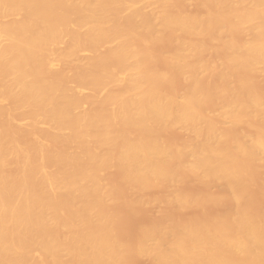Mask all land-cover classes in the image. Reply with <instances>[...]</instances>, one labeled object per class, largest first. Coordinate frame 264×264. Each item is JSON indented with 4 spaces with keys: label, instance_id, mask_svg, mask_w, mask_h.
I'll list each match as a JSON object with an SVG mask.
<instances>
[{
    "label": "bare ground",
    "instance_id": "bare-ground-1",
    "mask_svg": "<svg viewBox=\"0 0 264 264\" xmlns=\"http://www.w3.org/2000/svg\"><path fill=\"white\" fill-rule=\"evenodd\" d=\"M201 1L209 10L200 15L173 11L174 0H0V264H127L106 208L119 201L108 170L141 195L181 182V168L223 183L235 207L185 224L159 212L164 222L139 227L133 254L152 264H264V212L243 193L248 166L264 162V95L247 85L251 72L264 75V0ZM234 31L249 39L237 43ZM171 36L159 70L155 51ZM209 50L217 64L200 60ZM168 72L185 82L180 98L164 93L171 83L160 89ZM212 99L222 100L215 114L205 111ZM179 127L190 134L180 146L157 136ZM166 189L158 203L177 210L222 197Z\"/></svg>",
    "mask_w": 264,
    "mask_h": 264
},
{
    "label": "rangeland",
    "instance_id": "rangeland-1",
    "mask_svg": "<svg viewBox=\"0 0 264 264\" xmlns=\"http://www.w3.org/2000/svg\"><path fill=\"white\" fill-rule=\"evenodd\" d=\"M175 2H174V4L172 5V7H173V11L175 10V12H181L182 14L183 13H193V12H197L198 14H200L201 15V13L203 12V10L206 8V10H207V12H208V10H209V8L206 6V5H204L203 4V2L201 1V3H199V0H197V2H196V0H174ZM183 1V2H182ZM177 3V4H176ZM178 3H179V5H178ZM180 4H182V5H180ZM184 4V5H183ZM201 4L203 5V6H201ZM150 5H151V7L153 6V8L156 6L155 5V3H153L152 4V2L150 3ZM198 5H199V7H198ZM205 6V7H204ZM201 7H203L202 9H200ZM192 10V11H191ZM202 11V12H201ZM206 12V11H205ZM204 14H206V13H204ZM237 32H238V34H237ZM233 35H232V34ZM230 33V35L229 36H231V39L233 40L234 38H236L237 39V43H242V42H245V39H246V37H244L245 36V34H244V32H240V31H234V33L233 32H231ZM235 34V35H234ZM242 34V35H241ZM236 36V37H235ZM249 36V35H248ZM243 37H244V39H243ZM173 38L174 37H172L171 36V38H167V39H165L162 43H160L159 44V46H158V48H157V50L158 51H155V55L157 54L158 55V57L160 58V59H162V62L160 61L159 62V58L156 56V58H158V59H156V61H155V66L157 65L158 66V69L160 70V69H166V66H165V64H166V62H163L165 59H163V56L165 57V55L170 51L169 50V48L170 49H173V47H174V45H173V47L171 46V44L173 43L174 44V40H173ZM168 39H171L172 41L171 42H169V41H166V40H168ZM189 39H190V41H192V42H194L193 40V38H188V37H186V41H187V43H192V42H190L189 41ZM236 39H234V41L236 40ZM249 39V37H247V39L246 40H248ZM197 40V39H196ZM205 40V39H204ZM241 40H244V41H241ZM166 41V42H165ZM208 41V40H207ZM204 43L206 42V41H203ZM209 42H211V41H209ZM208 43V42H207ZM207 43H205L206 45H207ZM212 43V42H211ZM170 44V45H169ZM210 43H208V45H209ZM215 43H212L211 45H209V48H210V46H211V48H213L214 49V47L216 46V44H215V46L213 47V45H214ZM163 45V46H162ZM170 46V47H169ZM218 46H219V44L215 47V53L217 54V51L219 52V48H218ZM160 47V48H159ZM168 47V48H167ZM207 48H208V46H207ZM210 48V49H211ZM216 48H217V51H216ZM169 50V51H167V50ZM208 50V49H207ZM206 50V51H207ZM213 50V51H214ZM221 50H223V49H221ZM220 50V54L221 55H223V56H221V59L222 58H224V55H225V52L223 51V53H221L222 51ZM160 51L162 52V55L164 54V52L165 51H167V53H165V55H163V56H161V54H160ZM210 51V50H209ZM206 52V54H204V55H201V56H203V58L200 56L199 58H200V60H202L203 59V61H205L206 63H213V64H217V61H219V57H217V55H214L213 56V54H215L214 52ZM157 52V53H156ZM205 52V51H204ZM83 54H84V51L82 52ZM81 53V54H82ZM212 53V54H211ZM220 54L218 53V55L220 56ZM214 58V59H213ZM216 59V60H215ZM157 60H158V62H157ZM212 61V62H211ZM221 61V60H220ZM157 63V64H156ZM208 63V64H209ZM156 66V67H157ZM164 66V67H163ZM165 71V70H164ZM169 73H171V72H168V73H166V74H169ZM246 73V75L247 74H253V75H251V77H249V79H247L248 81L251 79V82L249 81V83L247 84V85H251V88H250V90L252 89V91H253V89L255 90V91H257V93H259L260 95H264V93H263V88H264V77H261V76H264V75H262V73H260V75L258 74H256V73H259V72H251V73H247V72H245ZM172 75H169V77L166 75V79L168 80L169 79V81H168V83H165V82H167V80H165L164 82H162V83H164V84H162V85H160V89H165V86H166V88H168V86H169V83H171V85L173 86V87H169L168 89H169V91H168V89L164 92V90H161L162 92H164V93H172V94H175V95H177L178 96V94H179V96H178V98H180L182 95H183V93L181 92L182 90H183V88H185V82H184V80L181 78V77H179V79H178V76L176 75L175 76V74L173 75V73H171ZM207 73H203V75H202V77H204V75H206ZM256 74V75H255ZM245 75V74H244ZM174 76V77H173ZM207 76V75H206ZM211 75H209L208 76V78L210 77ZM168 77V78H167ZM205 78H207V77H205ZM211 78H213V80L212 79H210V83H214L215 81H216V77H211ZM216 78V79H215ZM248 78V77H247ZM206 79H204V82H207L209 79H207L206 81H205ZM215 80V81H214ZM176 81V82H175ZM178 81H179V83H178ZM218 81H216V83H217ZM209 83V84H210ZM170 85V86H171ZM161 86H164L163 88L161 87ZM183 87V88H182ZM171 88H173V89H171ZM174 88H175V90H176V92H177V94L174 92ZM182 88V89H181ZM248 89H249V87H247ZM181 90V91H180ZM80 91V89L77 91V92H79ZM251 91V92H252ZM259 91V92H258ZM183 92H184V90H183ZM255 93V92H254ZM262 93V94H261ZM181 95V96H180ZM215 100V99H214ZM214 100L212 99V101L214 102ZM217 100V99H216ZM216 100H215V104L213 103V104H209V103H212V101L210 102V101H208V103H206L207 104V106H206V104L204 105L205 107H207V109L205 108V111H207L208 113L209 112H211V114H215V113H218V112H220V108L221 107H223V106H221V104L220 103H222V100H221V102L219 103V99H218V102H217V104H216ZM219 103V104H218ZM224 103V102H223ZM209 104V105H208ZM222 105H224V104H222ZM204 106H203V109H204ZM221 106V107H220ZM221 122V121H220ZM247 122H249V121H247ZM246 121H245V123H247ZM245 123L243 122V125L244 126H242V128L243 129H245L244 131L246 132V130H247V132H248V128L250 127L249 125H251V126H253L252 124H256V123H252V121H250V123L251 124H247L248 126H246L245 125ZM217 125H218V127L219 128H221L220 126H222V127H228V125H230L228 122H226V123H220L219 124V122L217 123ZM220 125V126H219ZM242 125V124H241ZM240 128H241V126H239ZM239 127H237V130L239 131V133L240 132H242V130L239 128ZM236 128V127H235ZM240 130H239V129ZM253 128V127H252ZM171 129V130H170ZM170 129H168V128H166V129H164L165 131H162L163 129H161V130H159L158 132H157V136H158V134H160L159 135V137H161V139L162 140H165L167 143H166V145H170L171 146V148H174L173 146L174 145H176L177 144V146L180 144V145H182V143H184V139L183 138H186L185 140H187L188 139V137H189V135L186 133V131L187 130H184V129H182V128H173L174 130H172V128H170ZM250 129H251V127H250ZM250 129H249V132H254V131H250ZM252 130H254V129H252ZM238 131H237V133H238ZM243 131V133H241V137H242V134L244 135V136H246L247 134H244L245 132ZM135 132V131H134ZM184 132H185V134H184ZM233 132H234V134H235V132L236 131H234V129H233ZM248 132V133H249ZM239 133L237 134V135H239ZM252 133H249L250 135L252 134ZM135 133H131V135L132 136H136V135H134ZM136 134H138V132H136ZM185 135L187 136V137H185ZM249 135V136H250ZM252 136V135H251ZM182 140V141H181ZM179 145V146H180ZM169 146V147H170ZM176 147V146H175ZM186 160H187V158H186ZM257 161H259V160H257ZM257 161H253L254 163L255 162H257ZM260 162H262L263 164H261L263 167H264V162L263 161H260ZM250 164V163H249ZM256 164V163H255ZM257 164H259V163H257ZM256 164V165H257ZM251 165V164H250ZM252 165H253V163H252ZM252 165L251 166H248V167H250V168H248V169H250V173L251 172H253V173H255V174H253V173H251V175L252 176H250V173L248 174V176H250V180L248 179V181H250V183L248 182V185H247V182H246V180H247V178H249V177H245L246 178V180H244L245 181V183H246V188H244L243 189V193H246V190H247V195H248V198L246 197V195L244 194V196H245V199H249L250 198V200H249V202H247V200H245V204L247 205H249V203H250V205H251V207H250V205H249V208H251V211L253 212L254 211V213L256 214L257 212H255V210L256 211H259V213H257V215H260L261 213L263 214V212H264V192H262L263 191V189H264V187H262L261 186V188L262 189H260V183H261V181H262V183H263V185H264V182H263V180H264V175H263V173H264V168L263 167H261L260 165H257L256 167L253 165V167L255 168H253L252 167ZM260 166V168H258V169H260V170H262V171H260V170H258V169H256L257 167H259ZM251 169H253L252 171H251ZM182 168L180 169V173L181 172H183V173H181V174H183L184 176H188V177H191V178H187V177H185L184 178V176L180 179L181 180V182H179V183H175V184H177L176 186H175V184H173L174 186H172L171 184H169L168 186L170 187H168L167 185L165 186V185H163V184H165V183H159V182H154V183H152L153 185L155 184V186H151L150 187V189H148V190H144V193H143V196H142V193H141V191L139 192V194L141 193V195H138V193L136 192V190L135 189H133V188H131L130 189V185H128V187L126 188V187H124V186H127V184L126 185H124L125 183L124 182H122V185H123V187L124 188H126V189H124L123 187H121V186H119L120 185V182L122 181L121 180V178H120V172L118 171V170H116V169H113V171H112V169L111 170H108L110 173L108 174H106V177H107V180H109L108 182L110 183L111 182V180H112V186L116 183V185H115V187L117 188V189H115V191H116V193H115V195L116 196H114V193H113V197H116V198H118L119 199V201H115V202H113V203H111V205L109 204L110 202H108L106 205H110V207H112V208H110V207H108V206H106V208H107V210H109V209H112L113 211H111L112 212V214H113V212L115 213V215L113 216V217H115L114 218V220H113V224H114V228H115V230H114V228H113V231H115L114 233H113V236L115 235V236H117L116 238H118V239H120V242H124V245L127 247V249H128V251H130V252H128V254L125 252V261L127 260V264H152L151 263V261L150 260H148V259H146V258H143V257H140V256H138L136 253V255L135 254H133L134 252L132 251V248H133V245H135V243H136V241H137V239H138V237L140 236V234H141V230H140V228L142 229L144 226H147L148 224H150V225H152V223L155 221V222H158V223H160V222H162V221H159L160 220V216H162L163 218H161V219H165V222L167 221H169L170 222V220L171 221H174L172 224H178V222L180 221H182L181 223L183 224H185V221L186 220H188L189 221V219H188V217L187 216H189L191 219H190V222L192 221V219H194V221H195V218H197L196 220L198 221V219H200V221L201 220H203V218H204V221H209L208 219H207V217H209V218H212V216L211 215H213V218H214V215H216L217 213V215H220V214H222V213H226L227 215L231 212V210H232V208L233 207H235V205H234V202H232V201H230V200H232V199H230V197L228 196V198L227 199H222L223 198V196L225 197V193H223L222 194V189H223V187L221 188V186H223V185H221V184H223V183H221V184H219V183H213L212 185H209V183H207V182H203V181H201V180H199L198 178H196V179H198V181H196L195 180V177H194V175L193 176H191V174L189 173V172H186V175H185V171L184 170H182ZM254 170H256V172L254 171ZM107 171V172H108ZM117 171H118V173H117ZM257 171H259L260 172V174H258V172ZM248 172H249V170H248ZM112 173V174H111ZM116 173V174H115ZM114 174V175H113ZM119 174V175H118ZM188 174V175H187ZM190 174V175H189ZM110 175V176H109ZM117 175V176H116ZM253 175H255V178H256V181H253V180H255L254 179V176ZM116 178H115V177ZM247 176V175H246ZM194 177V178H193ZM262 177V178H261ZM120 178V179H119ZM187 178V179H186ZM252 178H253V180H252ZM111 179V180H110ZM193 179V180H192ZM263 179V180H262ZM116 180V181H115ZM187 180V181H186ZM196 181V182H195ZM201 181V182H200ZM113 182H114V184H113ZM183 182V183H182ZM193 182V183H192ZM119 183V185H117ZM157 183H158V185H157ZM181 183V184H180ZM203 183V184H202ZM162 184V185H161ZM180 184V185H179ZM205 184V185H204ZM208 184V185H207ZM172 187H171V186ZM207 185V186H206ZM130 186V187H129ZM161 186V187H160ZM162 186H164V187H162ZM180 186V187H179ZM198 186V187H197ZM209 186V187H208ZM115 187H113V188H115ZM165 187H167V189H166V192L167 191H169V189L171 190V191H174V189H175V187H176V189L175 190H177V188L179 189L178 191H180V192H187L186 194H189L190 196H195L196 194L198 195L199 194V191H201L200 192V195L202 196V198H204V197H206V193H207V191L208 192H216V193H213L211 196H213L214 194H217V195H221L222 197H219V199L221 198V201L217 198V200H219V202L220 203H217L216 205L212 202V201H208L209 202V204H208V202L206 201V199L204 200L205 202H207V203H205L203 200H202V202L200 203H198V205L196 204V207H195V205H194V207L192 206V208H190V207H187V208H184V209H186L185 211H183V210H181V208L179 209V210H177L176 208L177 207H175L174 205L172 206V204L170 205V203L168 204V202H165V203H167L168 205H166V204H164L163 205V202L161 203L160 202V204L158 203L159 201H160V199H161V197H163L162 199H164V197L166 198V196H168V195H166V194H164V192H165ZM243 187H244V185H243ZM164 189L163 191H161V189ZM173 188V189H172ZM180 188H181V190H180ZM128 189V190H127ZM132 191V189H133V193L135 194V196H136V194H137V196H136V200L137 199H139V198H143L144 199V197H145V199L144 200H149V201H147V204L148 205H145L146 204V201L144 202L145 204H143V202L141 203L142 204V206H141V204L139 203V206L141 207H138V204H136L135 203V197H132V195H133V193L131 192H129L130 190ZM183 189V190H182ZM208 189V190H207ZM185 190V191H184ZM207 190V191H206ZM224 190V189H223ZM248 190H249V193H248ZM114 191V192H115ZM198 191V192H197ZM221 191V192H220ZM245 191V192H244ZM136 192V193H135ZM182 192V193H183ZM203 192H206V193H204L203 194ZM170 193V192H169ZM172 193V192H171ZM184 193V194H185ZM193 195H192V194ZM220 193V194H219ZM161 194V195H160ZM185 194V195H186ZM207 194H209V193H207ZM145 195V196H144ZM163 195V196H162ZM166 195V196H165ZM204 195V196H203ZM119 196V197H118ZM134 196V195H133ZM138 196H140V197H138ZM160 196V197H159ZM188 196V195H187ZM200 196V197H201ZM209 196V195H208ZM227 196V195H226ZM138 197V198H137ZM147 197V198H146ZM154 197V198H153ZM156 197H157V200H155L156 202H157V205L158 206H160V207H158L156 204H154L153 205V203L155 202V201H151V200H154V199H156ZM131 198H133L134 199V201H133V199H131ZM153 198V199H152ZM151 199V200H150ZM161 199V200H162ZM132 200V201H131ZM165 200V199H164ZM225 200V201H224ZM227 200V201H226ZM150 201H151V203H150ZM131 202H134L135 203V205H136V207L131 203ZM210 202H212V203H210ZM216 203V202H215ZM230 203V204H229ZM233 203V204H232ZM128 204H130V205H128ZM150 204H151V206H150ZM206 204V205H205ZM219 204V205H218ZM164 206L163 207V210H162V206ZM166 205V206H165ZM201 205V206H200ZM215 205V206H214ZM233 205V207L231 208L230 206H232ZM135 208H134V207ZM150 206V207H149ZM168 206V207H167ZM174 209H173V208ZM190 208V209H189ZM248 208V209H249ZM132 209V210H131ZM167 209V210H166ZM189 210V211H188ZM226 210V211H225ZM250 210V209H249ZM164 211V212H163ZM260 211H261V213H260ZM159 212H161L160 214H159ZM166 212V213H165ZM168 212V213H167ZM175 212V213H174ZM220 212V213H219ZM227 212H229V213H227ZM163 213L165 214V216L163 215ZM188 213V214H187ZM261 214V215H262ZM160 215V216H159ZM169 215V216H168ZM187 215V216H186ZM223 215V214H222ZM155 216H156V219H155ZM159 216V217H158ZM167 216V217H166ZM197 216V217H196ZM204 216V217H203ZM224 216H225V214H224ZM202 217V218H201ZM166 218H168V219H170V220H166ZM152 219V220H151ZM174 219V220H173ZM186 219V220H185ZM188 221H186V223H188ZM147 222H149V223H147ZM154 222V223H155ZM164 222V221H163ZM137 223V224H136ZM147 223V224H146ZM153 223V224H154ZM171 223V222H170ZM181 223H179V224H181ZM113 224H112V226H113ZM141 226H140V225ZM146 224V225H145ZM157 224V223H156ZM149 225V226H150ZM134 226H136L135 228V231H134ZM140 227V228H139ZM139 229V230H138ZM138 231V232H137ZM136 232V233H135ZM132 233H133V235H132ZM136 234V235H135ZM134 236H135V238H134ZM132 238V239H131ZM123 240V241H122ZM133 244V245H132ZM129 246V247H128ZM131 249V250H130ZM132 251V252H131ZM128 258H129V260H128ZM134 258V259H133ZM130 261V262H129ZM132 262H134V263H132Z\"/></svg>",
    "mask_w": 264,
    "mask_h": 264
}]
</instances>
